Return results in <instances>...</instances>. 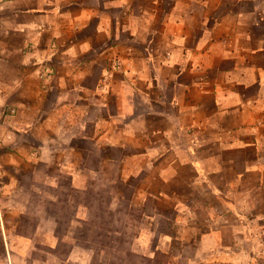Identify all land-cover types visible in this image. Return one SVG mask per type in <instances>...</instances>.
<instances>
[{"label":"crops","instance_id":"0c3cea01","mask_svg":"<svg viewBox=\"0 0 264 264\" xmlns=\"http://www.w3.org/2000/svg\"><path fill=\"white\" fill-rule=\"evenodd\" d=\"M242 1L0 0V147L25 161L27 134L48 152L60 133L46 131L90 129L97 150L172 159L201 195L177 237L211 238L209 264H252L264 253V222L252 229L243 212L264 202V0Z\"/></svg>","mask_w":264,"mask_h":264},{"label":"rangeland","instance_id":"374dc122","mask_svg":"<svg viewBox=\"0 0 264 264\" xmlns=\"http://www.w3.org/2000/svg\"><path fill=\"white\" fill-rule=\"evenodd\" d=\"M242 2L251 8L256 1ZM85 132L46 131L60 133L48 152L27 134L21 142L33 156L25 161L11 160V149L0 147V264H209L211 238L177 237L188 236L177 216L201 196L191 186L193 176L173 175L172 159L140 156V145L97 150L90 129ZM252 205L243 212L249 227L258 229L264 202ZM199 220L208 232L204 214ZM260 236L264 244V227ZM252 264H264V253Z\"/></svg>","mask_w":264,"mask_h":264},{"label":"built area","instance_id":"2783aa9c","mask_svg":"<svg viewBox=\"0 0 264 264\" xmlns=\"http://www.w3.org/2000/svg\"><path fill=\"white\" fill-rule=\"evenodd\" d=\"M12 112L14 113L15 112V109H12Z\"/></svg>","mask_w":264,"mask_h":264}]
</instances>
